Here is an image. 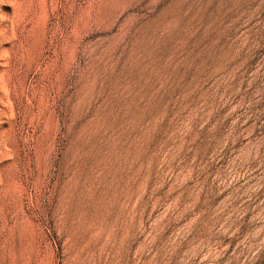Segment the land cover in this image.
I'll return each instance as SVG.
<instances>
[{
    "label": "rangeland",
    "instance_id": "374dc122",
    "mask_svg": "<svg viewBox=\"0 0 264 264\" xmlns=\"http://www.w3.org/2000/svg\"><path fill=\"white\" fill-rule=\"evenodd\" d=\"M0 264H264V0H0Z\"/></svg>",
    "mask_w": 264,
    "mask_h": 264
}]
</instances>
